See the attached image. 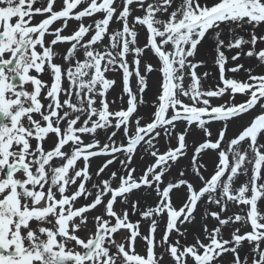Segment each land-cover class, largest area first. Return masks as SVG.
Segmentation results:
<instances>
[{"label":"snow or ice","instance_id":"1","mask_svg":"<svg viewBox=\"0 0 264 264\" xmlns=\"http://www.w3.org/2000/svg\"><path fill=\"white\" fill-rule=\"evenodd\" d=\"M258 30L264 0H0V264H264Z\"/></svg>","mask_w":264,"mask_h":264},{"label":"rangeland","instance_id":"2","mask_svg":"<svg viewBox=\"0 0 264 264\" xmlns=\"http://www.w3.org/2000/svg\"><path fill=\"white\" fill-rule=\"evenodd\" d=\"M58 2H59V0H58ZM37 20H39V17H37ZM85 22L87 23V22H90V21L86 20ZM61 24H62V22H56L52 27H53V28L60 27ZM76 27H78V22H75V21H69V25H68V27L65 29V31H64L63 34H71V32L74 31V30L76 29ZM258 32L261 33V34H264V30H258ZM241 34L245 35L246 38H249L247 32H243V33H241ZM52 38H54V37H52V36H48V37H47V39H48L49 41H50ZM141 40L143 41V37H141ZM54 47L56 48V50L58 51V53H61V54H62V53L65 51V49L68 47V45H66V44H60V45H58V46H54ZM258 47H259V48H264V43H260V44L258 45ZM56 62L59 63L60 60L57 59ZM239 63H243V64H245L246 67L252 66V67H253L254 74H258V73L264 71V68H262V67L259 65V63H258L254 58L244 57V58H242V59L239 61ZM233 66H234V65H229V67H233ZM204 72H209V73L211 74L209 77L204 78V81H203V82H204V85H205L206 88L209 87V86H211V87L214 88L218 83H220V82H219L218 69H217L214 65L201 66V67H199V68L197 69V74L200 75L201 77L203 76V73H204ZM33 74H35V73H33ZM37 75H38V78H41V75H42V78H43V80H44L45 82H48L49 79H50L49 76L46 75V74H37ZM228 75H231V74L229 73ZM238 78L246 79V76H245V74H244L243 72H241V73L239 74V77H238ZM115 79L118 80V86H115L114 90H110V92H109V97H108V98H109V100H114V99L116 100V103L112 105V108H113L114 110H119V108L121 107V102H120V100L118 99V97L122 94V82H121L119 76L115 77ZM155 81H156V75L154 74V75L152 76V83H153V89H154V90H155ZM187 82H188V81L186 80V83H187ZM26 90H32V86H31V85H27V86H26ZM145 99L151 103V102L153 101V99H154V98H153V93H152V92L147 93L146 96H145ZM245 99H246L245 96L240 95V94H237V95L235 96V98H234V101H233V99H232L230 96L225 95L223 98L215 99V100L213 101V103H214V104H215V103H224V102L242 103V102H244ZM126 100H127V97H125L124 106H126ZM147 110H148V109L145 108V107H141V109H140L141 112H145V111H147ZM37 118H38V117H37ZM247 120H248V117L245 116V117H244V121H238V122L236 123V125L234 126V130H235V128L239 127V124H240V123H243V122H245V121H247ZM217 126H218V125H214V128L217 127ZM102 135H103V134H102ZM118 138H119V137H118ZM33 143H35V141H33ZM51 145H52V139H48V140H46V142H45V147H50ZM97 163H98V162H97ZM138 163H139V160H137V164H138ZM134 166H135V165H134ZM117 167H119V165H117ZM113 170H115V169H113ZM81 203H83V201H81ZM208 223H209V226L211 227V226L213 225L214 221L209 220ZM40 226H49V225H38V224H33V225H32V227H33L34 230L38 229V227H40ZM80 235L83 236L84 233H80ZM224 235H225V238H228V232H227V231L225 232ZM58 239H59V238H58ZM66 247H74L75 250H77V251L80 250L78 247H76V246L74 245V243L69 244V245H67ZM138 250H139V251H142V249H138ZM243 255H247V253H246V252H245V253H242V256H243Z\"/></svg>","mask_w":264,"mask_h":264}]
</instances>
